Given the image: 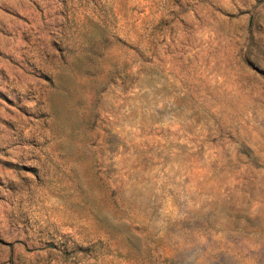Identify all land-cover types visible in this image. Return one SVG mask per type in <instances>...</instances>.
Instances as JSON below:
<instances>
[{
    "label": "rangeland",
    "instance_id": "rangeland-1",
    "mask_svg": "<svg viewBox=\"0 0 264 264\" xmlns=\"http://www.w3.org/2000/svg\"><path fill=\"white\" fill-rule=\"evenodd\" d=\"M0 264H264V0H0Z\"/></svg>",
    "mask_w": 264,
    "mask_h": 264
}]
</instances>
